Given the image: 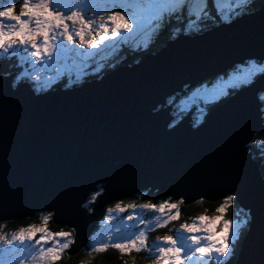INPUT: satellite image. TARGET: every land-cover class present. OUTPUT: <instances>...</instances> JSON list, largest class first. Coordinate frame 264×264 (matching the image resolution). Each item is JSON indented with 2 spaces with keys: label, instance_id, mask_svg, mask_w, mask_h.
Wrapping results in <instances>:
<instances>
[{
  "label": "snow or ice",
  "instance_id": "6c2138e0",
  "mask_svg": "<svg viewBox=\"0 0 264 264\" xmlns=\"http://www.w3.org/2000/svg\"><path fill=\"white\" fill-rule=\"evenodd\" d=\"M16 8V0L0 4V61L20 56L26 62L44 63L55 59L57 54L68 53L87 59L90 50L114 45L132 33L147 35L150 27L159 29L158 36L166 27V21L179 15L204 25L215 11L216 19L227 27L241 21H247L248 27L238 35L216 36L210 47L199 55V59L214 58L216 63L205 66L203 75L192 78V83L199 85L194 95L204 104L192 127L200 132L208 129L214 119L217 121L207 154L222 168L226 179V186L213 197L221 201L216 209L221 215L198 216L191 223L180 224L172 235L150 242V232L179 218L185 197L179 195L173 200L175 194L166 195L156 203L149 200L139 205L122 206V202H117L118 211L132 210L128 220L138 216L137 208L166 213V217H156L154 227L151 221L141 218L139 223L144 224V228L127 235H120V229L116 228L117 235L108 231L104 239L94 240L90 236L83 245L79 242L76 226L68 231H50L44 226L30 224L11 234L0 233V264H59L66 254L76 253L81 247L88 256L110 249L121 257L143 253L149 264H264V167L257 178L222 150L226 138L241 131L245 121L242 110L230 107L228 102L242 95L255 98L257 93H264V0H235V8L227 16L219 15L216 0H20L19 13ZM144 46L149 45L145 43ZM237 53L236 59L228 58ZM197 59V56L191 57L192 62ZM159 72L175 75L174 69L167 65ZM34 79L39 81L40 77ZM19 83L13 77L7 86L0 87V126L4 131L0 184L35 174L47 175L67 156L74 155L93 185L81 197L84 201L81 208L87 213L93 212L97 198L106 190L97 181L114 177L117 172L88 169V154L106 156L120 133L99 123L102 105L98 101L34 116L27 111L26 102L18 101L16 94L8 90L18 87ZM173 99L169 97L168 102ZM221 108L223 111L217 116ZM10 122L29 137V142L17 153L15 163H10L8 152ZM37 122L48 127V134L33 142L31 138L39 135L34 127ZM179 126V122L168 124L173 131ZM255 142L250 136L245 148ZM192 155L199 156V150H193ZM229 208L233 209V217L224 219L223 214ZM111 212L109 208L108 221L113 219ZM58 216L59 210L52 208L42 219L47 223ZM209 219L213 223H205ZM216 223L222 225L219 231ZM123 264L129 262L124 260Z\"/></svg>",
  "mask_w": 264,
  "mask_h": 264
},
{
  "label": "water",
  "instance_id": "95a60500",
  "mask_svg": "<svg viewBox=\"0 0 264 264\" xmlns=\"http://www.w3.org/2000/svg\"><path fill=\"white\" fill-rule=\"evenodd\" d=\"M247 27L248 22L241 21L232 27L220 23L203 32L181 33L139 61L110 67L104 75L87 78L73 87L59 86L36 92L31 82L23 81L16 88H9L18 101L26 102L27 111L34 116L98 101L102 105L99 123L115 128L120 135L114 138L113 148L106 156L88 154V169L117 172L114 177L97 181L106 190L97 198L93 212L87 213L81 208L84 203L81 197L87 188L93 186L92 179L87 171L82 170L77 158L69 155L52 173L10 179L6 184H0V223L23 220L40 210L56 208L59 216L52 219L53 223L70 229L78 227V239L83 245L99 226L102 213L109 204L134 197L143 189L150 188L158 196L175 194L174 199L183 195L184 204L196 202L200 197L218 201L213 197L226 186V179L222 168L207 154L217 121L214 119L208 129L197 132L192 127L193 117L189 113L177 121L180 126L173 131L168 127L175 119L168 98L183 93L186 85L189 89L194 87L192 78L203 75L205 66L216 63L214 58L199 59L216 36L238 35ZM238 54L228 58L236 59ZM193 56L198 57L196 62L191 61ZM165 65L174 69V76L159 72ZM14 75L0 74V87L7 86ZM228 103L230 107L242 110L245 121L241 131L226 138L222 150L226 156L235 157L247 173L258 178L261 164L254 158L253 151L245 148V143L264 128L263 101L257 93L255 98L242 95ZM222 111V108L217 110V116ZM34 127L39 135L31 138L33 142L48 134V127L44 124L37 122ZM27 142L26 132L10 122V163H15L17 153ZM3 149L4 131L0 126V156ZM196 149L199 156L192 155Z\"/></svg>",
  "mask_w": 264,
  "mask_h": 264
},
{
  "label": "rangeland",
  "instance_id": "374dc122",
  "mask_svg": "<svg viewBox=\"0 0 264 264\" xmlns=\"http://www.w3.org/2000/svg\"><path fill=\"white\" fill-rule=\"evenodd\" d=\"M20 0H16V2ZM235 0H216V9L218 6V9L220 11V16H225L227 14H229L230 12L233 11V9L235 8ZM6 0H0V4L5 3ZM230 7V8H229ZM15 11L17 13H19V4L17 3V8L15 9ZM227 12V13H226ZM215 12L213 13V17L211 19L215 20L214 17ZM193 23L192 20H189V23ZM208 21L205 22L204 25L207 24ZM211 22V20H210ZM5 23H9L8 21H5ZM197 24V23H194ZM204 25H200L201 28L204 27ZM196 28H198V25H195ZM156 30L157 28L155 27H150L148 29V34L147 35H138L136 33H132L129 36L126 37H122L120 39V41H116L114 45H106L105 47H103L102 49L104 50H111V52H115L117 54L118 49L117 47L120 46L119 43L122 42L123 40L129 39V43L130 46L134 49H137L138 47H142L145 48V43H147L148 45L151 43V40L157 39L156 36ZM133 35L136 36V42L132 41L133 39ZM125 38V39H124ZM118 43V45H117ZM126 43V42H123ZM96 52V54H95ZM99 50H90V55L87 59H85L82 56H77L75 53H68L65 55H60L57 54L56 58L53 59L50 62H44V63H40V62H26L24 59H21L20 56H16L19 62V66H20V70L18 72L15 73V80L16 82H21L24 80H29L34 89L37 92L43 91V90H47L50 89L55 83H58L62 80H69L70 78H73V75L75 73V71L77 72V70H73L75 69L74 65H80L82 66L81 70H88L89 66L88 64H93V63H100L102 65V62L105 60V58L100 59L101 57L108 55L109 51H106V54L104 52L98 53ZM131 53H133V51L131 50ZM95 54V55H94ZM137 54V52H136ZM114 58L112 59V63H115V66H117L119 64L120 61L118 60L119 55L117 54L116 56H113ZM78 62H75V61ZM108 63H110L109 61H107ZM68 65H73L74 67H67ZM66 68V69H65ZM97 68H95L94 70H97ZM77 76H80V73H77ZM39 76L40 79L39 81H36L34 78ZM206 86H210V85H206ZM196 87H199V85H195L194 87L188 89V94L182 96V98L180 100L174 98L172 102H174L177 105V108L179 111L185 113L188 111V109L191 107V105L195 104L196 102V96L194 95L195 93V89ZM185 93V92H184ZM172 97V96H171ZM262 99L264 100V94L262 95ZM200 114V111H199ZM195 115L194 120L192 122H194L196 120V118L199 116ZM260 146V148H264V142H261V144H258ZM262 145V147H261ZM255 157V156H254ZM256 158V157H255ZM163 198H159L157 201H154L152 199H146L144 201H140L137 202L134 199H127V200H122V201H118V202H122V206L124 204H128V203H135L137 205L145 203L149 200H151L153 203L158 202L159 200H161ZM175 200V199H174ZM117 203V202H116ZM116 203L112 204L111 206H109L106 209V212L104 214V217L102 218L101 222H100V226L99 228H97V230L93 233V235H91V237L94 240H99V239H104L107 237V233L108 231H113V235H117V233L114 231L116 228L120 229V235H127L129 233H132L134 231H136L139 228H144L145 225L139 223V220L142 218L145 221H151L153 227L155 225L156 222V217H160L165 218L166 217V213L165 214H161V213H153L151 211H146V210H142L137 208L135 211L138 213V216L135 217L133 220H128L127 216L130 214V212L132 210L130 209H125L124 212H120L115 208ZM183 204L180 205V215L179 218L177 220H174L172 222H170L167 226H165L164 228H160L152 231L149 233V241L151 242L152 240H155L158 237H163L165 235H172L174 230L179 228L180 224L183 223H191L196 217L198 216H206L209 218L215 217V216H219L221 215V213H218L217 211L214 212H210V211H203V212H199L197 214H194L192 216H183ZM111 208L112 212L111 215L113 216V219L111 221H108L106 219V217L109 215L108 213V209ZM228 210L227 209L224 214H223V218L224 219H232L233 215L230 217L228 216ZM239 211V209L237 210ZM42 215L40 217V221L33 223V225L36 226H44L46 228H48L50 231H59V230H53L50 227L49 221L47 223H45L42 219V217L47 213V211L45 210H40L39 211ZM205 223H213V221L211 219L205 221ZM133 225H135V227H133ZM216 229L217 231H219V229L222 227V225H220L219 223H216ZM22 227H27L26 225H22L20 224L19 226L15 227V228H10L7 227L5 224H3L0 227V233H7V234H11L13 232L18 231L20 228ZM161 230V231H159ZM171 230V231H170ZM68 231V230H65ZM86 264V262H85ZM149 264V262L147 263Z\"/></svg>",
  "mask_w": 264,
  "mask_h": 264
},
{
  "label": "trees",
  "instance_id": "16d2710c",
  "mask_svg": "<svg viewBox=\"0 0 264 264\" xmlns=\"http://www.w3.org/2000/svg\"><path fill=\"white\" fill-rule=\"evenodd\" d=\"M189 18L186 15H179L176 17H173L169 20L166 21V27L163 29V31H160L161 33L163 32L162 35H158L157 41L151 43L150 47L148 49L144 48V50H141L140 54H135V56L139 55V59H141L143 57V55L145 53H148L150 51H155L157 49H159L161 46H163L164 44H166V42L168 41L169 38H171V36L173 35L172 30H176V28H180L181 30L183 29H188L189 32L191 31V25L189 23ZM210 20H207V24L204 25L205 28L201 29L200 32L208 29L209 27H212V24L210 23ZM189 25V26H187ZM199 29V28H198ZM186 31V30H185ZM126 50L129 51V46H126ZM11 60L10 61H6L4 65H2L0 67V73L4 72V73H11L14 70H17V57H9ZM118 61V60H117ZM4 63V62H3ZM89 76H85V78H88ZM67 80V79H65ZM58 85H55L54 87H57ZM181 95H177L175 96L176 99L180 100L181 99ZM256 135L260 136V140L264 139V137H262L264 135V128L261 129L260 131H258L256 133ZM254 156L257 158V160L261 163V168L264 167V152L263 149L260 147H257V144H254ZM145 192H141L135 195L134 199L137 202L140 201H144L145 198H153L155 201H157L158 199L156 198L154 192L148 190ZM126 199V198H125ZM218 201H208V200H199L197 202H194L192 204L189 205H185L184 209L186 210V212H188L189 214L194 213L197 210H201L206 209V208H210L211 210L214 209V207L216 206V204L219 202ZM208 206V207H207ZM184 209H183V213L184 214ZM233 211L232 208H230V210H228V213H230ZM104 214V211H103ZM41 213L38 211V213H36L35 215H29L27 216L25 219L23 220H9V221H4L0 223V227L5 224L7 227L10 228H15L17 226H19L20 224L22 225H30L36 222L40 221V217H41ZM49 224L50 227L53 230H70V228L68 227H60L59 225L53 223V220L50 219L49 220ZM158 231V230H157ZM161 231V230H159ZM127 260L129 262V264H133V261H135V264H147L149 261L144 259V254H131L128 256H124L121 257L120 254L114 250H109L106 253L103 254H93V256H88L86 253V250H84L83 248L76 254L74 255H69L66 254L65 257L59 262V264H123V261Z\"/></svg>",
  "mask_w": 264,
  "mask_h": 264
},
{
  "label": "clouds",
  "instance_id": "9594fccd",
  "mask_svg": "<svg viewBox=\"0 0 264 264\" xmlns=\"http://www.w3.org/2000/svg\"><path fill=\"white\" fill-rule=\"evenodd\" d=\"M157 31H159V29H157ZM205 31V30H204ZM203 32V31H202ZM183 33V32H182ZM185 33V32H184ZM186 33H188V32H186ZM163 34V32L161 33L160 32V35H162ZM179 34H181V33H179L178 32V34H175V33H173V35L171 36V38L173 37V36H178ZM192 34H194V33H192ZM158 37V36H157ZM170 39V38H169ZM168 39V40H169ZM167 43V42H166ZM156 51V50H155ZM155 51H150V53L151 52H155ZM107 70H109V68H106L103 72L101 71V73H97V74H99V75H97V76H101V75H104L106 72H107ZM0 74H5V75H11V73H4V72H2V73H0ZM15 77V76H14ZM93 77H95V76H93ZM86 80V79H85ZM21 82H23V81H21ZM185 88H187V85L186 86H184V89ZM189 89V88H188ZM187 90V89H186ZM180 95V92L179 93H176V94H174V95H172V97H174L175 98V96H177V95ZM171 97V96H170ZM182 98V97H181ZM168 100H169V98H168ZM168 104L170 105V104H172L173 105V111H172V113L174 114V116H175V119L172 121V124H175L178 120H181L182 118H184V117H186L190 112H185V113H183V112H181V111H179L178 110V108H177V105L174 103V102H171V103H169L168 102ZM192 117H193V120H194V116H193V114H192ZM192 120V121H193ZM148 190H150V191H152V192H154V194H155V196H156V198L157 199H159V198H165V196H158V195H156V191H153V190H151L150 188L149 189H143V190H140V191H138L136 194H138V193H141V192H145L146 193V191H148ZM144 193V194H145ZM135 197V196H134ZM134 197H130V198H124V200H127V199H132V198H134ZM146 199H152V200H154L153 198H145V200ZM123 199H121V200H118V201H122ZM173 200H174V198H173ZM200 200V199H199ZM198 200V201H199ZM203 200H207V199H203ZM118 201H114V202H112L111 204H109L104 210H106L109 206H111L112 204H114V203H116V202H118ZM155 201V200H154ZM208 201H210V200H208ZM197 202V201H196ZM220 202L221 201H219L217 204H216V207H217V205H219L220 204ZM194 203V202H193ZM192 204V203H191ZM185 205H189V204H184L183 203V208H184V206ZM208 207V206H207ZM215 208V207H214ZM208 209H210L209 207H208ZM201 210H203V209H201ZM210 212H214V209L213 210H211L210 209ZM187 214H188V216H192V215H194V214H197V213H199V210H197V211H195L194 213H191V214H189L188 212H186ZM104 214H105V211H104ZM104 214L102 213V216H101V219L99 220V223L101 222V220H102V218L104 217ZM183 216H186V215H183ZM99 226H100V224H99ZM158 230V229H157ZM94 233V232H93Z\"/></svg>",
  "mask_w": 264,
  "mask_h": 264
},
{
  "label": "flooded vegetation",
  "instance_id": "af4514ba",
  "mask_svg": "<svg viewBox=\"0 0 264 264\" xmlns=\"http://www.w3.org/2000/svg\"><path fill=\"white\" fill-rule=\"evenodd\" d=\"M16 3H20L19 1H17ZM11 59L10 58H8V59H6V60H3V61H0V67L2 66V65H4L5 64V62L6 61H10ZM4 62V63H3ZM189 93V92H188ZM262 94H264V93H262ZM198 105H197V104ZM196 103L195 104H193L191 107H190V109L188 110V112L190 111V110H192L193 111V113H194V117H195V115H198L199 114V111H201V109L204 107V104H203V102L201 101V100H199L198 98H196ZM221 203V202H220ZM184 209V208H183ZM204 210H208L207 208L206 209H204ZM184 215H186V216H188V214L186 213V210L184 209Z\"/></svg>",
  "mask_w": 264,
  "mask_h": 264
},
{
  "label": "bare ground",
  "instance_id": "6f19581e",
  "mask_svg": "<svg viewBox=\"0 0 264 264\" xmlns=\"http://www.w3.org/2000/svg\"><path fill=\"white\" fill-rule=\"evenodd\" d=\"M229 8H230V7H229ZM195 23H196V22H195ZM190 24H192L191 26H194V25H195V24H194V23H192V22H191ZM187 26H189V25H187ZM204 28H205V27H204ZM133 49H134V48H133ZM133 51H135V50H133ZM136 52H137L138 54H140V53H141V51H136ZM261 100H263V99L261 98ZM261 169H262V168L260 167V171H261Z\"/></svg>",
  "mask_w": 264,
  "mask_h": 264
}]
</instances>
